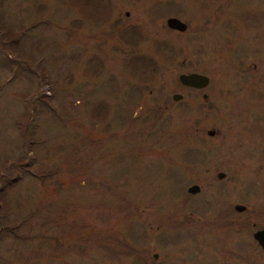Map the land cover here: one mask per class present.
Here are the masks:
<instances>
[{
  "label": "rangeland",
  "instance_id": "rangeland-1",
  "mask_svg": "<svg viewBox=\"0 0 264 264\" xmlns=\"http://www.w3.org/2000/svg\"><path fill=\"white\" fill-rule=\"evenodd\" d=\"M0 40V264H264V0H0Z\"/></svg>",
  "mask_w": 264,
  "mask_h": 264
},
{
  "label": "water",
  "instance_id": "water-1",
  "mask_svg": "<svg viewBox=\"0 0 264 264\" xmlns=\"http://www.w3.org/2000/svg\"><path fill=\"white\" fill-rule=\"evenodd\" d=\"M165 24L168 28L170 29H175L178 31H183L186 27L185 23L182 22L181 20H179L176 17H168L165 20ZM177 80L180 84L187 86V87H192V88H203L205 87L208 82L209 79L206 75L204 74H200L197 72H187V73H180L177 76ZM205 97V95H204ZM171 98L173 100H178L181 98V95L178 93H174L172 94ZM207 133L209 135L213 134V131L209 130L207 131ZM224 176L223 172H217L216 173V177L217 178H221ZM199 190L198 185L196 184H191L190 186L187 187L186 191L193 194L196 193ZM234 208L238 211H241L244 209V206L242 205H238L236 204L234 206ZM252 237L254 240H256V242L258 243V245L262 248V250L264 251V228L263 229H257L256 231H254L252 233ZM154 258L156 257L155 254L152 255Z\"/></svg>",
  "mask_w": 264,
  "mask_h": 264
},
{
  "label": "flooded vegetation",
  "instance_id": "flooded-vegetation-1",
  "mask_svg": "<svg viewBox=\"0 0 264 264\" xmlns=\"http://www.w3.org/2000/svg\"><path fill=\"white\" fill-rule=\"evenodd\" d=\"M235 205H236V204L233 205V209H234V210H236V209L234 208ZM238 205H241V204H238ZM242 206H243V205H242ZM243 210H244V209H243ZM236 211H238V210H236ZM241 211H242V210H241ZM238 212H240V211H238ZM261 229H263V228H261ZM256 230H257V229H256ZM256 230H255V231H256ZM253 232H254V231H253ZM253 232H252V233H253ZM251 236H252V234H251ZM252 238H253V237H252ZM253 240H254V239H253ZM254 242H255V244L261 249V251L264 252V251L262 250V248L258 245V243L256 242V240H254ZM153 254L156 255L155 258L152 256ZM150 257H151L152 260H155V259L157 258V253H156V252L151 253ZM211 264H213V263H211Z\"/></svg>",
  "mask_w": 264,
  "mask_h": 264
},
{
  "label": "trees",
  "instance_id": "trees-1",
  "mask_svg": "<svg viewBox=\"0 0 264 264\" xmlns=\"http://www.w3.org/2000/svg\"><path fill=\"white\" fill-rule=\"evenodd\" d=\"M2 40H0V42H1ZM4 42V41H3ZM6 42H7V44H9L10 46H9V48H7V49H5V48H3V46H2V48L3 49H5V50H8V51H12V50H14V48H13V42L11 41V40H9V39H7L6 40ZM0 44H2V42L0 43ZM1 47V46H0Z\"/></svg>",
  "mask_w": 264,
  "mask_h": 264
}]
</instances>
